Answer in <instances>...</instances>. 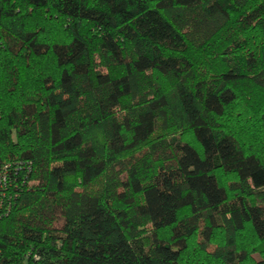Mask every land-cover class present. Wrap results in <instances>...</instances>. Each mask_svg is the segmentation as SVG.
<instances>
[{
  "label": "trees",
  "instance_id": "1",
  "mask_svg": "<svg viewBox=\"0 0 264 264\" xmlns=\"http://www.w3.org/2000/svg\"><path fill=\"white\" fill-rule=\"evenodd\" d=\"M0 34V264H264V0H0Z\"/></svg>",
  "mask_w": 264,
  "mask_h": 264
},
{
  "label": "built area",
  "instance_id": "2",
  "mask_svg": "<svg viewBox=\"0 0 264 264\" xmlns=\"http://www.w3.org/2000/svg\"><path fill=\"white\" fill-rule=\"evenodd\" d=\"M2 37L0 34V47ZM30 163L13 162L0 165V219L7 216L12 209L15 198L19 195L22 185L29 183ZM21 174L17 180L18 174Z\"/></svg>",
  "mask_w": 264,
  "mask_h": 264
},
{
  "label": "rangeland",
  "instance_id": "3",
  "mask_svg": "<svg viewBox=\"0 0 264 264\" xmlns=\"http://www.w3.org/2000/svg\"><path fill=\"white\" fill-rule=\"evenodd\" d=\"M101 181V180H100ZM100 181L96 180L94 182H92V184L90 185V189L92 190L94 187L98 186V184H100ZM77 187V186H76ZM146 230L149 228L148 224L145 226ZM213 245H210L208 247L209 250H212L213 249Z\"/></svg>",
  "mask_w": 264,
  "mask_h": 264
}]
</instances>
